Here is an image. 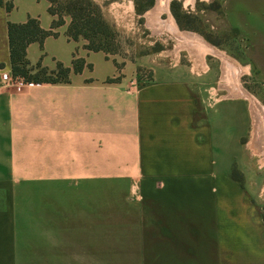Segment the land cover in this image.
I'll return each instance as SVG.
<instances>
[{
	"label": "crops",
	"instance_id": "obj_1",
	"mask_svg": "<svg viewBox=\"0 0 264 264\" xmlns=\"http://www.w3.org/2000/svg\"><path fill=\"white\" fill-rule=\"evenodd\" d=\"M3 2L0 264H264L250 102L176 55L119 69L64 25L28 44L30 64L91 67L67 83L13 79L7 23L48 30L55 15L47 0L23 13ZM221 12L264 107V0H222Z\"/></svg>",
	"mask_w": 264,
	"mask_h": 264
},
{
	"label": "rangeland",
	"instance_id": "obj_2",
	"mask_svg": "<svg viewBox=\"0 0 264 264\" xmlns=\"http://www.w3.org/2000/svg\"><path fill=\"white\" fill-rule=\"evenodd\" d=\"M47 1L49 2V0ZM92 1L100 6L104 19L109 23L114 33L111 43L113 50L106 55L118 61L116 63L117 68L120 69L124 63L137 60L141 56L157 55L165 58H174L176 55L181 62L193 63L195 66L198 65L197 67L200 70L202 68L207 69L208 67L209 78H211V81L217 83V87L222 83L225 85L226 82L227 86H229L226 69L227 64H229L235 68L237 74L235 80L239 86L253 97L251 88H254L256 85L251 80V71L248 73L245 68L246 63L243 60L240 44L235 40L232 32L227 27L228 25L221 12L222 0H170L168 5L169 13H162L160 16L166 21L171 16L182 34L195 35L211 48L212 52L206 53L203 61L196 53L190 52L189 46L179 49L178 47L181 42L174 35L164 30V28L158 29V27L150 25L148 14L157 7L159 0ZM30 2L32 0H14L15 7H17L16 10L21 13H23L25 8L30 7ZM142 9H145L143 13L141 12ZM55 19H57V16H55ZM63 20L64 22L61 25L66 26L65 33H67L71 16L64 13ZM78 39L85 41V45L88 43L82 37ZM191 41H193V38ZM50 42H53V40L50 39ZM141 71L144 72V70ZM220 94L224 96H241L250 102L253 123L248 139H252L253 130L254 136L253 143L250 145L251 150L249 149L250 157L246 161L245 166L257 165L264 169V154L257 152L254 148V143L257 140V131L255 128V111H253L254 106L258 108L257 104L263 109L264 107L254 97L255 102H252L247 95L238 93H233L232 95L226 88L224 91H220ZM262 182L261 195L264 204V175H262ZM260 183L261 181H259V185H261Z\"/></svg>",
	"mask_w": 264,
	"mask_h": 264
},
{
	"label": "trees",
	"instance_id": "obj_3",
	"mask_svg": "<svg viewBox=\"0 0 264 264\" xmlns=\"http://www.w3.org/2000/svg\"><path fill=\"white\" fill-rule=\"evenodd\" d=\"M48 12L57 16L52 22L51 29H43L37 18H28L23 23H7L9 58L13 79L24 83H67L72 73H80L86 64L83 58H74L71 66L57 62L55 69H48L37 62L31 65L26 54V48L31 42H38L42 47L46 37L56 35L52 28L63 24V15L71 16V22L66 35L69 39L78 40L82 37L88 41L85 48L89 51H102L108 54L113 49V31L104 19L100 6L92 0H49ZM0 0V6L3 5ZM7 9L11 3H6ZM146 9V8H145ZM145 9H142V13ZM35 70H37L35 72ZM34 72V73H33ZM108 80H114L109 78Z\"/></svg>",
	"mask_w": 264,
	"mask_h": 264
},
{
	"label": "bare ground",
	"instance_id": "obj_4",
	"mask_svg": "<svg viewBox=\"0 0 264 264\" xmlns=\"http://www.w3.org/2000/svg\"><path fill=\"white\" fill-rule=\"evenodd\" d=\"M169 1L170 0H159L157 7L148 14L150 25L152 27L156 26V28L158 27V29L164 28V30L174 35L181 42L180 46L178 47L179 49L185 48V46H189V49L196 53L197 56L200 57L203 61L204 55L206 53L208 54L209 52H212L211 48L195 35L188 33L182 34V32H180V30L177 28L175 22L173 21L174 19L171 16L168 21L160 17L162 13H169ZM192 38L193 41H191ZM226 69L228 81L230 85L234 88L233 91L238 94L247 95V97H249L252 102H255V99L251 97L247 91H244V89L240 87L237 81L235 80L237 78V74L235 72L234 66H230L229 64H227ZM257 106L258 108H255L254 106L253 110L255 111V128L257 131V140L256 143H254V148L257 152L259 150L260 153L264 154V109L261 108L258 104Z\"/></svg>",
	"mask_w": 264,
	"mask_h": 264
}]
</instances>
